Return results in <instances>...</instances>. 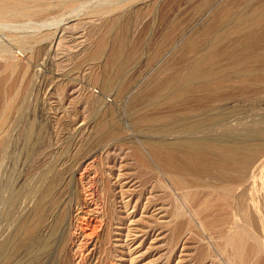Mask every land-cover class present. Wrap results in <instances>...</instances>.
Listing matches in <instances>:
<instances>
[{
	"label": "bare ground",
	"instance_id": "bare-ground-1",
	"mask_svg": "<svg viewBox=\"0 0 264 264\" xmlns=\"http://www.w3.org/2000/svg\"><path fill=\"white\" fill-rule=\"evenodd\" d=\"M79 1H83V3H81L80 5L84 4V1L94 2V0H0V31H2V29L4 28L9 31V28L12 27L11 30L13 32L14 30L12 25H15L16 27V24H20V22L22 21H26L25 24L28 25L27 21L34 20V18L37 17L41 18L40 16L48 14V12L53 11L54 9H71L74 12V9L80 7L78 5V7H76V4ZM240 1L243 2L245 5L242 6L240 5V3L236 4L237 6L235 7H229L226 5L224 6L222 4L217 9H214L215 14L211 11L215 16H212V14L208 16L207 12L206 15L209 20L205 17L206 20L204 22L208 20L205 24V27L202 26L203 29H197L196 32L190 35L181 34L183 36H180L179 38L177 37L178 40L175 41V48L165 52L159 60L156 55L157 52H155V55H150V57L147 58L145 64L147 65L145 68V72L147 71V76L151 78H147L149 82L146 84L145 87H140V84L138 82L136 86H133L126 90V88H124L123 86V79L118 78V76L121 75V73L125 72L126 69L127 73L129 71L132 72L135 68V66H133L134 68L131 67L132 63L134 60L137 59L135 58L137 50L132 49L133 51H129L130 49L128 50L126 42L119 34L118 38L115 40V43L113 42V49L111 50L109 55L106 54L105 51L107 43L109 42L102 40L100 43L97 44L98 46H96V52L90 54L89 59L87 58L89 60L88 63L100 64L101 61L105 62V74L101 75V77L98 79L102 90L107 92L109 89H111L112 86H114L116 82L119 81V91H122L124 97L126 96L125 94H127L128 105L130 104L131 108L129 109L132 111H130V117L134 126H136L137 128H146L147 130L153 129L152 133H155L154 130L156 129V131H160L156 134H162L161 132L167 133V137L168 135H171V139L168 140L161 138H153L150 136L144 138L143 141L140 143V147H134V157L136 159L135 162L138 161L137 163L144 164L145 167L146 165L152 167L153 172L158 170L160 173H162V175L166 176L164 177L165 180H168L169 178L171 185H168H170L172 190L174 189L175 191H177L176 193L179 192L181 194V196L177 194L182 199V202L180 203L183 204V202H185V205L188 202V204L191 205L192 203H195L193 201L197 200L195 204H197V202H200L195 207L194 205H191L192 208L190 207L191 209H189L191 210L192 215L195 216L194 218H196V222L198 220L197 224H201L202 227L200 228L203 229L204 227L208 230L207 231L204 229L205 231H207V234L209 232H214L215 236L218 237L220 235L218 238H220L221 242H219V239L217 237L215 238L216 240L218 239V244H220V252H218L221 260L220 264H247V255L251 254V256L253 255V257L258 255L260 256L262 254L264 255V132L258 133L257 136L255 135V137L254 135L250 137L243 135L245 138H247L243 139L240 137L241 139H234V141H229L227 139L223 140L222 138V140H220V137L214 139L212 137L205 136L206 134L201 135L205 130L204 127L206 126L208 129L209 125L213 124L214 121H218V119H220V116L226 114L233 115L236 110L238 111V108L240 106L239 104H241L242 106V104L245 105V103H250V101L254 100H261V102L262 100L264 101V5L258 4L259 0L257 3V0ZM95 2V5H93L94 3L91 4L93 6H91L88 12L89 17L92 18L101 15L109 16L113 13L116 14L115 12L119 13L118 11L124 8V4L127 2L129 3L130 1L95 0ZM201 9H204V7L200 8V10ZM67 11L66 13H68ZM210 16L212 18H210ZM55 17L57 18V16ZM37 24L40 23L37 22ZM20 25L17 26L20 27ZM32 27L34 28V26ZM24 28L25 27H23L22 29ZM38 28L39 27H37V29ZM6 29L4 31L5 33ZM23 31L25 30H22L21 32ZM12 32H7L8 35L6 44L0 42V61L2 62L7 60L8 58H11V56L15 57L14 50L24 51L29 49L33 43L35 44L36 39L38 38L36 36V33H34L36 34L34 37L30 35H23V33L19 35V33L15 34ZM40 32L38 36H40ZM41 39L44 40V38H40V40L38 39V41H41ZM85 44L86 43H84V45ZM72 46H74V44ZM60 54H62V52H60ZM66 54H68V52ZM56 56L54 57L57 59ZM78 59H80V57ZM71 60L72 59H70V61ZM7 63H9V61H7ZM65 66L68 67L67 65ZM4 69H6V67ZM6 70L8 72V69ZM1 71L3 70L1 69ZM24 72L26 74V70ZM91 73L93 72L91 71ZM39 74L41 73L39 72ZM91 77H93V75ZM121 91L119 93H121ZM11 99H9L10 102L5 104L0 112V264L16 263L14 261H16L19 255H22L24 257V260L26 261L25 264H46V261H48L47 258L50 257L48 253L50 251V247L52 246L53 241L55 240V234L59 232L58 231L56 233V231L58 230V228L60 229V225L64 224L63 222L66 221H63L64 217L67 218L66 225L68 230L66 234L65 230H62L64 233L62 232L61 236L59 237L60 240L58 244H54L56 245V250H54L56 251V253L55 256L53 254L54 258L51 255V257L53 258L51 264H81L80 260H78V258L76 257V252H78L76 251V248H78L79 234L78 232H75V224L72 220L73 218L70 215L72 214L71 206L70 209H68V213L66 212L68 215L67 217L66 215H64V211L66 210L63 211L60 207V198L63 196L65 189L64 182L65 179H67L65 171L55 170L56 166H52L53 168H42L41 164L39 166L38 160H32L34 154H36V151L38 150L37 146L41 141L39 140L41 139V134L38 136L37 134H35L37 139L34 137L35 135L33 130L35 129L34 126L36 125H34V123L31 121L29 123V128L27 129V131L23 135H21V142H23L22 153H24V155L28 159L27 161H29V165L27 164V167L29 168V172H32V174L29 177L28 181L25 183V188L23 187V184H21L20 188H24L23 192L22 189L18 190L14 183L9 185V181L11 179L12 174L11 170H9L7 165L9 153H6V146L8 142L7 137L4 135V130L7 126V119L10 116L11 111L13 110L12 106L14 107V105H11L14 103V100L12 101L13 103H11ZM15 101L17 102L18 100ZM20 108L23 110L22 106H20ZM212 109H214L215 111L214 114H209L210 112L208 113L207 111H213ZM98 115L100 116V114ZM106 124L107 123L104 122V120L102 119V121L97 122L95 124L97 126L93 125L95 127L93 129V132L95 134H93L98 135L97 137L95 136L96 139L99 137L101 142L104 143V145L108 142L112 143V137L115 133H113ZM38 131L35 132L37 133ZM200 132L202 133L200 134ZM172 135L174 136L172 137ZM34 138L36 139V142L33 140ZM114 140L116 139L114 138ZM45 141L47 142V140ZM101 145L99 146V149H103L101 147L106 146ZM81 153L83 152L79 151L77 154L78 157H75L76 162L78 161L77 163H79L81 160V165L85 164L84 169L85 167H91L93 163V161H91L92 155L83 157ZM47 158H45V162ZM58 160L59 159H57V161ZM24 161L25 160H23L22 162ZM35 170L36 172H33ZM69 170L72 171L71 169H68L67 173L69 172ZM86 175L87 178L94 184L96 179L94 177H90L89 173H86ZM118 180L119 179L117 178V181ZM212 181H217V183H212ZM6 183H8V185ZM118 183L119 188L122 189L123 185L121 184V181H118ZM70 187L68 186V188ZM205 188H209V190L205 191V193H209L210 189L213 192L219 193L218 198H216V196V199H214L213 197L209 199V196H213V194L208 195L206 193L208 197H205L206 195H201L204 192L201 191L200 193L199 189H202L204 191L206 190ZM193 190H199L198 192L201 196H203L202 198L204 199L201 200V196L199 195L200 197L198 199H200L201 201H198V199L193 200L197 198L194 194L197 192H194ZM192 191L195 196H193V198V194H191ZM125 192L127 193V190L117 192V195H120V199L122 200V202L125 199ZM85 193L86 197H88L87 203L89 204V207L93 208L92 211L94 210L95 214L100 215L99 211L101 209H98V205L95 201L93 192L85 191ZM179 197H177V199ZM174 198H176V196ZM77 203L75 204L77 205L76 210L79 211L81 209V205ZM177 203H179V201ZM188 204H186V206ZM122 205L123 209L125 210L124 214L128 216L130 227L127 229L124 238L120 234H117L116 236L119 237V239L116 241L120 243L118 248L125 249L127 251L126 255H128L127 257H129V259L125 261V263L135 264L136 257H133V255L136 252L134 251L135 248H131L135 244L134 241H136V235L142 232V230H140L141 228L137 227V224L139 222L137 223L133 220L132 216H130V214L133 212H128V203L123 202ZM189 206H187V208ZM175 210H178V208L176 207ZM180 210L181 212L176 211L177 218L180 217L179 215L182 214V208H180ZM178 212L181 214H179ZM214 214L220 215V218L218 217L220 219L218 222H214L215 220L212 218ZM172 215H174L173 212ZM192 215L190 216V218H192ZM181 216H183V214ZM174 218L171 221H174ZM177 218L176 221L180 219ZM211 219L214 221H212ZM225 229L227 231L231 230V232H225ZM217 231L219 232L218 234L215 233ZM212 236L214 235H211V237ZM259 256L256 258H259ZM256 258L254 257L253 259L256 260ZM260 259L259 262L263 264V258L262 260Z\"/></svg>",
	"mask_w": 264,
	"mask_h": 264
},
{
	"label": "rangeland",
	"instance_id": "rangeland-1",
	"mask_svg": "<svg viewBox=\"0 0 264 264\" xmlns=\"http://www.w3.org/2000/svg\"><path fill=\"white\" fill-rule=\"evenodd\" d=\"M128 1L130 2L125 3L123 6L125 9L122 7L123 9L118 11L119 13L115 12L116 14L113 13L110 14L109 16L101 15L95 18L89 17V13H88L91 6L95 5L96 3L95 0L94 2L84 1V4L86 6L84 4L80 5L81 3H83V1H79L76 4V7L80 6L81 8L80 7L76 8L77 10L74 9L75 7L72 8L75 10L74 11L75 14L71 9H67L68 11L64 9H57V10L54 9L53 11H50L51 13L48 12V14H44L43 16H40L41 18L37 17L34 18V20L27 21L28 25L25 24L26 21L20 22V24H24L25 26L20 25L19 23L16 24V27L15 25H12L14 30L13 32L11 30L12 27L9 28L10 33L11 32L15 34L19 33V35L23 33V35H30L34 37L37 34L36 36L38 37L36 39L37 43L36 42L35 44L33 43L29 49L24 51L14 50L15 57L11 56V58H8L7 60L4 61L5 63L0 61V71L1 69L3 70L0 72V81H1L0 82V112L4 107V105L10 102L9 99L13 98L11 99V103L14 102L13 104H11L14 105V107L12 106L13 110L11 111V114L7 119V123H6L7 126L5 127L4 130V135L7 137V142H8L6 146V153H9L7 165L9 170H11V174H12L11 179L9 181L10 182L9 185L14 183L16 188L18 190L22 189L23 192L25 188L24 185L32 174V172H29V168L27 167L29 165V161H27L28 160L27 157L24 155V153H22L23 142H21L22 141L21 135H23L27 131V129L29 128V123L31 121L34 123V125H36L34 126L35 127L34 130L35 131L39 130L37 133L33 130L34 135L37 134L38 136L41 134L40 135L41 139H39L41 140L39 143L40 146L39 145L37 146L38 152L36 151V154H34L32 160L34 161L38 160L39 161L38 164L39 166L41 164L42 168L56 166L55 170L65 171V175L67 179H65L64 182L65 189H64V194L61 197L62 199L60 198L61 201L60 207L61 210L63 211L66 210L64 211L65 213L64 215H66L67 217L68 209H70L71 206L72 214L70 215L73 218L72 220L74 221L75 224V232L76 233L78 232L79 234L78 248H76V251L78 252H76V257L78 258V260H80L81 264H93V263L94 264H128L125 263V261L129 259V257H127L128 255H126L127 251L125 249L118 248L120 243L116 241L119 239V237H117L116 235L120 234L124 238L127 229L130 227L128 216L124 214L125 210L123 209V205H122L123 202L128 203L129 205L128 212L129 213L133 212L130 214V216H132L134 221H136L137 223L139 222L137 224V227L141 228L140 230H142V232L136 235L137 238L136 241H134L135 244L131 248V249L135 248L134 251L136 253L133 255V257H136L135 264H220L221 260H220V255L218 254V252H220L219 251L220 244H218L219 242H221L220 238H218L220 235L217 237L215 236L214 232H212L213 234L211 232H209L210 234L209 233L207 234L208 230L204 227L203 229L200 228L202 227L201 224L199 225L197 224L198 220L196 222V218H194L195 216L192 215V212L190 210L192 208L191 205L192 206L194 205L195 207L198 203H200L197 202V204H195L197 201L196 199H198L201 195L204 196L206 195L205 197H208V195L213 194V196H209V199H211V197L216 199L218 198L219 193L213 192L210 189L209 192L210 194L206 192L208 194L207 195L205 191H208L209 188H205L206 190L204 191L202 189H199L200 191L195 190L197 193L194 194L197 198L193 200L196 201H193L195 203L194 204L192 203L191 205L188 204L187 202L186 203L188 204L187 206L190 205L187 208L186 204L184 205L185 202H183V204L180 203L182 202L181 197H179L181 196V194L179 192L176 193L177 191L171 189L170 187L171 184L168 177L167 178L169 181L167 179L165 180L164 177L166 176L162 175V173H160L158 170L153 172L152 167L148 165H146L145 167L144 164L137 163L138 161L135 162L136 159L134 157V152H135L134 147H140V143L143 141L144 138L150 136L153 138H161L168 140L171 139V135H168V137L170 136L168 138L166 135L167 133L161 132L162 134H156L157 132H160V131H156V129L154 130L155 133H152L153 129L147 130L146 128H137L136 126H134L130 117L132 111L130 110L131 109L130 104L128 105L127 94H125L126 96L124 97L121 90H120L121 93H119L120 92L119 91L120 86L118 83L119 81L116 82L117 84L115 83L114 86H112L111 89H109L107 92L102 90L98 79L101 77V75L105 74V62L101 61L100 64H93V63H88L89 62L88 59L90 54L96 52L97 49L96 46H98L97 44L100 43L102 40L109 42L107 43L105 49L106 54L109 55L111 50L113 49L115 40L120 35L126 42L128 50L129 49H130L129 51H133L132 49L137 50L136 53L138 55L136 54L137 57L135 56V58L137 59L133 61L132 66L130 65L132 68H134L133 66H135L136 69L134 68L132 72L129 71L128 73L126 69L125 71L126 73L125 72L121 73V75H119L120 77L118 76V78L123 79V81L125 82L124 83L122 81L124 84L123 86L124 88H126V90H128L133 86H136L138 82L140 84L139 85L140 87H145L146 84L149 82L147 78L149 79L151 78L147 76L146 74L147 71L145 72V68L147 66L145 64L147 58H149L150 55L151 56L155 55L156 54L155 52H157L156 55L159 60L165 52L175 48L174 47L176 44L175 41L178 40L180 36H183L181 34L190 35L196 32L197 29L198 30L203 29V27H205L206 22L209 20L207 15L209 16L210 14H212V16H215L214 9L215 8L217 9L220 5L223 4L224 6L226 5L229 7L232 6L235 7L237 6L236 4L241 3L240 5L242 6L245 4L240 0H208V1L207 0H132V1L128 0ZM263 1L259 0L258 2L257 0L256 3L258 2V4L264 5ZM92 3L94 4L91 5ZM205 4L207 7L205 6ZM202 7H204V9H201L202 10L201 11L200 8ZM66 11L68 13H66ZM55 16H57V18ZM205 17L208 19L206 22H204L206 20ZM43 18L45 19V21ZM210 18L212 17L210 16ZM37 22L40 24H37ZM17 25H20V27ZM32 26H34V28ZM23 27L25 28L22 29ZM37 27L39 28L37 29ZM5 29L6 28L0 31V42L1 43L3 42L4 44H6L7 35H8L7 32H9L6 29V33H5L4 32ZM39 29L41 32L39 31ZM20 30L21 31L25 30V31L21 32ZM39 32L41 37L38 36ZM166 37L168 40L166 39ZM40 38H44V40L41 39V41H38V39L40 40ZM83 41L84 43H86L85 45ZM73 44L74 46H72ZM59 48L62 50H60ZM42 50L46 51L47 53L43 52ZM25 51L28 52L26 53ZM60 52H62V54H60ZM67 52L68 54H66ZM54 56H56L57 59ZM79 57L80 59H78ZM70 59L72 60L70 61ZM7 61H9V63H7ZM84 61L86 62V64ZM64 64L67 65L68 67H66ZM5 67L6 69H8V72L6 69H4ZM20 68H21V72H20ZM25 70H26V74L24 72ZM38 71L41 74H39ZM91 71L93 73H91ZM92 75L94 78L91 77ZM100 98L101 99L103 98L104 100L103 99L101 100ZM15 100L18 101L16 102ZM103 103L105 106L103 105ZM94 105L97 106L95 107ZM239 105L240 106L238 108V111L236 110L235 112L236 114L234 113L233 115L226 114L220 116L219 117L220 119H218V121L217 120L214 121L213 124L215 126L211 124L209 125L208 129L205 126L204 127L205 130L203 128L204 132L202 131L203 133L200 132V134L201 133H202L201 135L206 134L205 136L212 137L214 139L220 137V140L227 139L229 141L231 140L234 141V139L238 140V138L240 137L243 139H246L248 136L250 137L253 135L255 137V135L257 136L258 133L264 132V101L262 100L261 102V100L260 101L254 100V101H250V103H245V105L244 104H242V106L241 104ZM20 106H22L23 110L20 108ZM214 109H212L213 111L210 110L207 112L208 113L210 112L209 114H214L215 112ZM98 114H100L101 117ZM100 118H102L104 122L107 123L106 125L113 133L115 132L112 137L113 141L115 142L113 141L112 143L108 142L109 144L105 143L106 146L104 145L103 142H101L99 137H98L99 139L98 138L96 139L98 135H94L95 133L93 132V129L95 128L93 125H95L97 122L102 121V119ZM12 124L14 125V127ZM117 125L122 130H120ZM243 135L247 137L245 138ZM173 136L174 135H172V137ZM34 137L36 138V135ZM35 138L33 139L34 141L37 139ZM114 138L116 140H114ZM45 140H47V142ZM101 144H103L106 148L101 147L103 149H99V146ZM7 147L9 152L7 151ZM82 149H84L85 151ZM93 149L96 150L94 151ZM40 151H42L43 153ZM79 151L83 152L81 153L83 157L92 155L91 161H93V163L91 167L89 168L85 167L84 169L85 164L81 165L82 163L81 160H80L81 163L80 162L77 163L78 161L76 162L75 157H78L77 154ZM45 158H47L46 162H45ZM57 159L59 160L57 161ZM23 160L25 161L22 162ZM68 169L72 170V171L69 170L68 172L69 174L67 173ZM93 169L95 170V172ZM33 172H36V170ZM84 172L89 173L90 177H94L96 179L95 182L93 181L94 184L87 178V175ZM81 173H83L84 175ZM81 176H83L84 178ZM117 178L119 179L118 181H121V184L123 185L122 189L119 188V183L117 181ZM213 182L215 181H212V183ZM215 183H217V181ZM6 184L8 185V183ZM21 184H23L24 188L23 187L20 188ZM70 185L72 188L70 187ZM68 186L70 188H68ZM124 190H127V193L125 192L126 193L125 199L122 202V200L120 199V195L119 194L117 195V192ZM85 191L93 192L95 201L97 202L98 205V209L99 210L101 209L99 211L100 215L95 214L94 210L92 211L93 208L89 207V204L87 203L88 197H86ZM193 191L191 194H193ZM198 191L200 193L201 191L204 193L200 195ZM177 194H179V196ZM194 194L192 195V198ZM175 196L176 198H174ZM177 197H179L178 199L181 200H178ZM202 197L203 196H201V200L204 199ZM199 200L200 199H198V201ZM178 201L179 203H177ZM76 203L81 205L80 206L81 209L79 211L76 210L77 207V205H75ZM176 207L178 208V210H175ZM180 208H182V214L184 217L181 216L182 214L178 212L181 215H179L180 217L177 218L176 211L181 212ZM186 210L188 211V213ZM172 212L174 215H172ZM191 215L192 218H190ZM218 217L220 218L219 214H214L212 218L215 221L212 219L211 220L214 222L216 221L218 222L220 220ZM173 218L174 221L177 223L171 221L173 220ZM176 218L177 219L180 218V219L176 221ZM65 220L67 221V218L64 217L63 221ZM66 221L63 222L64 224H61L60 229L58 228V230L56 231V233L59 231L57 234H55L54 237L56 241L54 239H53L54 241L52 240L53 243L51 241L52 246L50 247V251L48 253L50 257H48L49 259L47 258L48 261H46L47 262L46 264L52 263V259L54 258L53 254L55 256L56 253V251H54L56 250V245L54 244H58L60 240L59 237L61 236L62 232L65 230V234L67 233L68 228L66 225ZM173 223L176 224L177 226L174 225ZM178 223L181 225H179ZM204 229L207 231H205ZM225 232H231V230L227 231L225 229ZM215 233L218 234L219 232L217 231ZM211 235L214 236L211 237ZM216 237L219 239V242L217 241L218 239L217 240L215 239ZM51 255L53 258L51 257ZM262 255L260 256L258 255L259 258H256L258 256H254L256 260L253 259L254 258L253 255L252 256L251 254L247 255L248 258L247 264H257V263L260 264L261 262H259V259L262 257ZM262 258L260 260H262L263 262L264 255ZM120 259L123 261H121ZM23 260L24 257L22 255L21 256L19 255L16 261H14L16 263L13 264H21V261L22 264H25L26 261Z\"/></svg>",
	"mask_w": 264,
	"mask_h": 264
}]
</instances>
